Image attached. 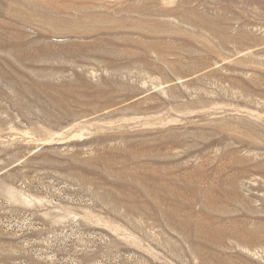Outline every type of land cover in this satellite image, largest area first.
Listing matches in <instances>:
<instances>
[{"label":"rangeland","instance_id":"1","mask_svg":"<svg viewBox=\"0 0 264 264\" xmlns=\"http://www.w3.org/2000/svg\"><path fill=\"white\" fill-rule=\"evenodd\" d=\"M249 1L0 0V264H264Z\"/></svg>","mask_w":264,"mask_h":264},{"label":"bare ground","instance_id":"2","mask_svg":"<svg viewBox=\"0 0 264 264\" xmlns=\"http://www.w3.org/2000/svg\"><path fill=\"white\" fill-rule=\"evenodd\" d=\"M251 1H252V0H251ZM251 1H249V2H251ZM263 2H264V1H263ZM258 4H259V3H258ZM263 5H264V4H263ZM260 7H261V6H259V8H260ZM194 9H195V8H194ZM194 9H193V10H194ZM257 9H258V8H257ZM190 11H191V10H190ZM196 12H197V11H196ZM198 12H199V11H198ZM229 12H230V11H229ZM188 16H189V15H188ZM230 16H232V15H230ZM230 16H229V17H230ZM183 17H184V16H183ZM225 17H226V16H225ZM205 18H206V17H205ZM189 20H190V19H189ZM200 21H201V20H200ZM211 21H212V20H211ZM209 23H210V22H209ZM194 24H195V23H194ZM196 24H197V22H196ZM200 25H201V24H200ZM201 27H202V26H201ZM208 27H209V26H208ZM199 28H200V27H199ZM212 31H213V30H212ZM219 32H220V31H219ZM219 32H218V33H219ZM263 37H264V36H263ZM247 143H248V142H247ZM193 212H194V211H193Z\"/></svg>","mask_w":264,"mask_h":264}]
</instances>
